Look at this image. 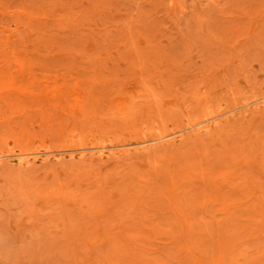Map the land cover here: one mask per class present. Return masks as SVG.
<instances>
[{"label":"rangeland","instance_id":"obj_1","mask_svg":"<svg viewBox=\"0 0 264 264\" xmlns=\"http://www.w3.org/2000/svg\"><path fill=\"white\" fill-rule=\"evenodd\" d=\"M0 88V264H264V0H0Z\"/></svg>","mask_w":264,"mask_h":264},{"label":"bare ground","instance_id":"obj_2","mask_svg":"<svg viewBox=\"0 0 264 264\" xmlns=\"http://www.w3.org/2000/svg\"><path fill=\"white\" fill-rule=\"evenodd\" d=\"M4 81V80H3ZM0 90H2V88H0ZM39 91V90H38ZM42 91V90H41ZM34 92V91H33ZM44 94V93H43ZM40 95V94H39ZM41 96V95H40ZM46 98H48L47 96H45ZM42 99V98H41ZM36 100V99H35ZM53 109H55V108H53ZM52 112V111H51ZM53 113V112H52ZM254 112H252V114H253ZM239 114V113H238ZM237 113L236 114H234L233 116H237L238 115ZM146 117V116H145ZM247 118V117H246ZM222 120H215V121H210V122H205V124H203V125H196L195 126V131L196 132H199V133H201V132H208L209 130H211V128H213V127H215L219 122H221ZM224 122V121H223ZM194 123H196V122H194ZM204 123V122H203ZM222 123V122H221ZM219 125V124H218ZM222 127V126H221ZM181 132V131H180ZM167 134V133H166ZM177 134V133H176ZM194 134H195V132H194ZM209 134H210V132H209ZM159 135H161V134H159ZM187 135V134H186ZM213 135H215V134H213ZM175 136V135H174ZM182 137V136H181ZM189 137V136H188ZM183 138V137H182ZM161 139H163V137H161V138H152V139H148V140H144V141H142V142H139V143H137V145H143L144 147H138V149L139 150H143V149H152L153 147H157V145H164V144H166L167 142H169L170 140H167V141H160L157 145H152L153 144V142H156V141H158V140H161ZM177 139V138H176ZM175 139V140H176ZM143 140V139H142ZM174 140V139H173ZM182 140V139H181ZM186 140V139H185ZM190 140V139H189ZM180 141V140H179ZM190 142V141H189ZM194 142V141H193ZM191 143V142H190ZM178 144H179V142H178ZM182 144H184V143H182ZM181 144V145H182ZM186 144V143H185ZM195 144V143H194ZM134 145V144H133ZM145 145H147V146H145ZM188 145V144H187ZM186 145V146H187ZM190 145H192V144H190ZM203 145V144H202ZM162 147V146H161ZM166 147V146H165ZM182 147V146H181ZM185 147V146H184ZM189 147V146H188ZM195 147V146H194ZM193 147V148H194ZM200 147V146H199ZM176 148V147H175ZM190 148V147H189ZM156 149V148H155ZM164 149V148H163ZM181 149V148H180ZM198 149V148H197ZM156 150H159L158 152H160V149H156ZM167 150H169V149H167ZM178 150V149H177ZM185 150V149H184ZM144 153V152H143ZM155 153H156V151H155ZM161 153V152H160ZM127 154V153H126ZM153 154V153H152ZM157 154V153H156ZM181 154V153H180ZM147 155V154H146ZM155 155V154H154ZM154 155H153V157H154ZM152 156V155H151ZM51 157V156H50ZM71 157V156H70ZM45 158V157H44ZM82 158V157H81ZM85 158V157H84ZM142 158V157H141ZM144 158V157H143ZM61 159V158H60ZM36 160V159H35ZM149 160V159H148ZM45 161V160H44ZM62 161H64V160H62ZM67 161V160H66ZM23 162V161H22ZM21 162V163H22ZM33 162H34V160H33ZM83 162V161H82ZM138 162V161H137ZM82 165V164H81ZM86 165V164H85ZM99 167V166H98ZM62 186V185H61ZM63 187V186H62ZM61 187V188H62ZM77 187V186H76ZM75 187V188H76ZM62 189H64V188H62ZM72 189H73V187H72ZM61 190V189H60ZM53 192V191H52ZM55 193V192H54ZM175 207V206H174ZM177 208V207H176ZM175 208V210H177Z\"/></svg>","mask_w":264,"mask_h":264}]
</instances>
